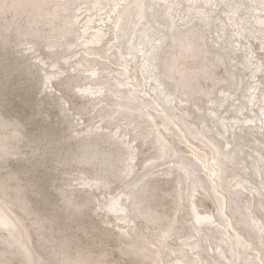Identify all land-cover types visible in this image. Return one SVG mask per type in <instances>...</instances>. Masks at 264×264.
I'll use <instances>...</instances> for the list:
<instances>
[{
    "label": "rangeland",
    "instance_id": "374dc122",
    "mask_svg": "<svg viewBox=\"0 0 264 264\" xmlns=\"http://www.w3.org/2000/svg\"><path fill=\"white\" fill-rule=\"evenodd\" d=\"M0 264H264V0H0Z\"/></svg>",
    "mask_w": 264,
    "mask_h": 264
},
{
    "label": "bare ground",
    "instance_id": "6f19581e",
    "mask_svg": "<svg viewBox=\"0 0 264 264\" xmlns=\"http://www.w3.org/2000/svg\"><path fill=\"white\" fill-rule=\"evenodd\" d=\"M137 1V0H136ZM141 2V1H140ZM144 2V1H143ZM77 19H78V17H77ZM144 98V97H143ZM168 98V97H167ZM223 204H224V202H223ZM223 207H224V205H223ZM222 211H223V209H222Z\"/></svg>",
    "mask_w": 264,
    "mask_h": 264
}]
</instances>
